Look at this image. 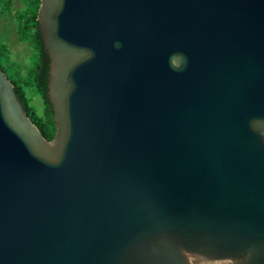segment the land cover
Instances as JSON below:
<instances>
[{
	"label": "water",
	"instance_id": "water-1",
	"mask_svg": "<svg viewBox=\"0 0 264 264\" xmlns=\"http://www.w3.org/2000/svg\"><path fill=\"white\" fill-rule=\"evenodd\" d=\"M37 19L56 133L0 67V264H264V0Z\"/></svg>",
	"mask_w": 264,
	"mask_h": 264
},
{
	"label": "trees",
	"instance_id": "trees-1",
	"mask_svg": "<svg viewBox=\"0 0 264 264\" xmlns=\"http://www.w3.org/2000/svg\"><path fill=\"white\" fill-rule=\"evenodd\" d=\"M15 0H0L3 4L1 14L4 12L13 13ZM24 9L15 12L13 15L18 22V37L21 42L28 41L33 49L35 64L23 75L20 70L14 74L9 73L0 62V67L5 71L10 80L15 84V91L22 102L25 110L33 123L41 130L42 134L49 140H53L56 133V122L53 106L48 98V77L50 71V58L45 51L42 35L39 31L38 11L41 0H21ZM6 58V63L12 69L10 51L5 45H0V60ZM37 91L41 97L43 111L40 113L33 105L28 95V90Z\"/></svg>",
	"mask_w": 264,
	"mask_h": 264
},
{
	"label": "rangeland",
	"instance_id": "rangeland-1",
	"mask_svg": "<svg viewBox=\"0 0 264 264\" xmlns=\"http://www.w3.org/2000/svg\"><path fill=\"white\" fill-rule=\"evenodd\" d=\"M3 4L0 3V45H5L10 51V59L12 69L7 65L6 58L2 57L0 62L9 75L14 74L17 70L26 75L31 67L35 64V56L33 49L28 41L21 42L18 37V22L14 17V13L24 9V4L21 0L14 1L13 13L4 12L1 14ZM28 95L33 105L41 113L43 104L39 93L33 89H29Z\"/></svg>",
	"mask_w": 264,
	"mask_h": 264
},
{
	"label": "clouds",
	"instance_id": "clouds-1",
	"mask_svg": "<svg viewBox=\"0 0 264 264\" xmlns=\"http://www.w3.org/2000/svg\"><path fill=\"white\" fill-rule=\"evenodd\" d=\"M115 47L119 48L121 47V44L117 42L115 44ZM178 56L182 58V63L178 62ZM169 66L174 71H182L187 66V58L183 56V54H173L169 57Z\"/></svg>",
	"mask_w": 264,
	"mask_h": 264
}]
</instances>
